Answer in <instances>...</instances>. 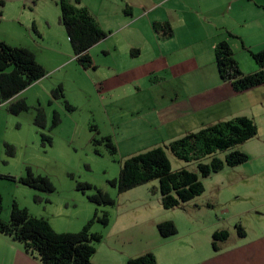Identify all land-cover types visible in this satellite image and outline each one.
Returning <instances> with one entry per match:
<instances>
[{
    "label": "rangeland",
    "instance_id": "1",
    "mask_svg": "<svg viewBox=\"0 0 264 264\" xmlns=\"http://www.w3.org/2000/svg\"><path fill=\"white\" fill-rule=\"evenodd\" d=\"M2 1L0 39L11 45L34 49L46 74L10 100L0 101L1 218L8 221L13 203L17 202L20 207L27 208L30 214L46 218L55 231L76 232L83 229L95 212L99 215L106 213L110 219L108 225L104 226L99 221L93 224L92 230L103 235L102 241L96 244L98 251L93 261L126 264L132 252L145 250L141 246L144 241L160 238L157 225L163 218L181 221L185 216L180 215L182 210L179 208L167 210L163 207L160 191L158 189L155 192L154 189L159 188L158 180L121 194L109 184V180L119 176L125 159L144 150L151 143L149 138L143 136L131 138L132 133L142 132L146 117L140 116L139 112L135 113L133 108L125 112L120 110L127 100L121 102L120 96L124 94L125 97L130 93L135 98L134 84L117 89L95 80L104 77L102 75L107 73L105 65L109 62L100 53V47L93 50L94 56L100 53L98 57L101 58L100 62L98 57L95 60L99 64L97 71H85L78 65L66 29L60 21V0ZM98 1L109 7L111 12L118 10L119 6L112 3H117L116 0ZM144 3L151 5L149 0H144ZM106 13L107 10L104 16ZM102 23L109 32L106 44H110L115 23L107 19H102ZM245 55L251 61L250 51H246ZM60 85L65 97L57 99L53 97L52 91ZM20 98H25L30 108L14 114L9 106ZM65 100L72 108L67 107ZM39 108H42L46 116L45 128L35 123ZM56 111L61 121L53 126ZM130 119L139 121L131 125ZM42 133L52 138V144L42 139ZM108 136L117 147L115 154L107 146L105 137ZM249 143L245 145L252 154L264 150V136L252 145ZM242 145H237L235 149L242 150ZM168 156L174 170H197L196 161H184L172 152H168ZM250 157L245 163L225 168L223 172L204 179L206 192L194 199L201 208L194 209L199 211L203 220V217L210 215L209 219L205 218L210 227L216 222L215 214L228 222L230 230L234 231L237 222L251 235H255L258 227L264 223V218H257L258 215L254 213L256 211H245L243 201L237 199V194L243 193L242 188L249 184L252 185V192L257 187L264 188V158L259 155ZM28 167L35 174L50 177L55 190L45 192L20 182V178L27 175ZM79 182L89 183L93 187L84 192L78 187ZM98 189L108 192L116 204L99 205L90 201L88 196L97 193ZM36 197H40V200ZM206 200L215 202L212 208L208 207ZM207 245L210 248L209 237ZM159 249L162 251L159 253L160 260L167 261L164 247Z\"/></svg>",
    "mask_w": 264,
    "mask_h": 264
},
{
    "label": "crops",
    "instance_id": "2",
    "mask_svg": "<svg viewBox=\"0 0 264 264\" xmlns=\"http://www.w3.org/2000/svg\"><path fill=\"white\" fill-rule=\"evenodd\" d=\"M116 1L112 3L119 6L118 10L111 12L98 0H81L104 30L102 19L115 23L112 42L106 44L109 32L105 30L107 36L92 46L89 53L94 63L100 53L109 61L105 65L107 73L95 78L97 82L117 89L134 84L135 98L130 93L120 96L121 102L127 99L120 110L125 112L133 108L135 113L146 117L142 132L132 133L131 137L150 139L151 143L141 151L218 122L248 116L256 121L258 134L242 143V151L249 157L259 155L264 158V150L252 154L245 145L248 142L252 145L264 136V84L236 92L230 82L220 77L215 56L218 43L228 40L242 71L248 74L258 70L256 62L253 58L250 61L245 52L264 49V0H149V6L144 0ZM161 22L171 25L173 33L170 37H164L154 27V23ZM97 47H100V53L96 57L93 50ZM29 49L36 55L34 49ZM74 60L77 62L75 57ZM95 65L96 68L89 69L80 67L85 71H97L99 64ZM144 81L146 84L142 85ZM129 121L135 125L139 120ZM251 187L250 184L243 187V193H238L237 199L243 201L245 211H256L257 218H264V188L257 187L252 192ZM206 201L212 208L215 202ZM195 207L201 208L194 199L178 207L182 210L180 215L185 214L181 221L163 218L173 220L178 233L167 238L158 233L161 239L155 237L156 242L154 238L144 241L141 246L145 250L132 252L128 259L153 252L158 264H264V223L255 235L249 234L244 227L246 233L241 236L236 228L240 223L235 222L234 232L223 217L215 214L216 222L210 227L205 222L210 215L207 213L203 220ZM217 230H228L230 234L214 249L212 236ZM160 247H164L168 255L167 261L160 260ZM0 264L42 263L25 250L22 242L0 233Z\"/></svg>",
    "mask_w": 264,
    "mask_h": 264
},
{
    "label": "trees",
    "instance_id": "3",
    "mask_svg": "<svg viewBox=\"0 0 264 264\" xmlns=\"http://www.w3.org/2000/svg\"><path fill=\"white\" fill-rule=\"evenodd\" d=\"M0 4H3L2 0ZM59 4L60 21L66 29L78 64L84 69L96 68L89 49L104 39L107 32L98 24L94 15L81 3V0H60ZM1 13L2 11L0 16ZM154 27L158 32H162L164 37H170L173 33L168 22L154 23ZM249 51L258 65V70L246 74L242 71L228 40L220 41L215 48L220 77L230 82L236 92L264 84V49L258 52ZM45 74L46 69L32 50L11 45L0 39V101L10 100ZM52 94L54 98H64L62 85L54 89ZM65 104L72 108L66 100ZM29 108L25 98H20L9 106L14 114ZM60 121L59 113L56 111L53 126H57ZM35 123L45 128L46 116L42 108L37 111ZM257 134L258 125L248 116H238L218 122L198 131L189 132L171 142L131 155L121 164L119 176L109 180V184L116 187L121 194L152 180H158L159 188L154 187V189L155 192L159 189L163 207L165 209L181 207L205 192V178L225 168L247 162L249 155L235 147ZM42 137L52 144L50 136L42 133ZM105 140L112 153H117V147L111 137H105ZM168 152L187 162L196 161L197 170L188 168L174 170ZM20 182L45 192L55 190V184L50 177L35 174L30 167L27 168V175L20 178ZM78 187L85 192V189L93 186L79 182ZM88 198L99 205L116 204V200L101 189ZM36 199L40 200V197ZM2 210L3 198L0 194V233L22 242L25 250L35 255L42 264H96L93 256L96 253V244L102 241L103 235L94 232L92 227L95 221L106 226L110 220L106 213L99 215L95 212L93 218L80 231L57 232L46 218L30 214L27 208L20 207L17 202L13 203L8 221L1 218ZM236 228L241 236H245L246 232L242 225L237 224ZM157 229L164 238L178 233V227L173 220L159 222ZM229 234L228 230L215 231L212 236L214 249H217V243L227 239ZM127 264H158V260L153 252H146L129 258Z\"/></svg>",
    "mask_w": 264,
    "mask_h": 264
}]
</instances>
